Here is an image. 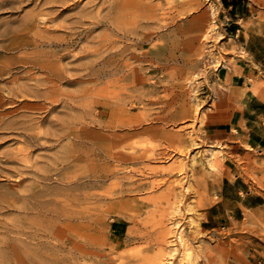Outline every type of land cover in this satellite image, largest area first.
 <instances>
[{
    "label": "rangeland",
    "instance_id": "1",
    "mask_svg": "<svg viewBox=\"0 0 264 264\" xmlns=\"http://www.w3.org/2000/svg\"><path fill=\"white\" fill-rule=\"evenodd\" d=\"M45 1L0 0V240L8 244L0 264H254L264 215L259 228L241 230L238 220L215 226L208 212L225 205L229 167L255 162L213 132L239 120L242 93L223 74L248 57L249 35L264 31V0ZM29 16L46 36L74 33L73 41L33 48ZM39 50L63 55L68 74L25 69ZM103 61L108 74L89 78ZM27 72L50 77L59 96L9 95L28 83L45 92ZM176 222L187 247L171 259Z\"/></svg>",
    "mask_w": 264,
    "mask_h": 264
},
{
    "label": "crops",
    "instance_id": "2",
    "mask_svg": "<svg viewBox=\"0 0 264 264\" xmlns=\"http://www.w3.org/2000/svg\"><path fill=\"white\" fill-rule=\"evenodd\" d=\"M249 42L245 43L248 53L245 61L223 74L224 84L242 93L239 120L234 128L214 131L213 136L229 142L238 154L255 162L247 161L248 169L239 173L235 167H229L223 184L225 205L222 209L213 208L217 210L214 214L208 212L209 222L215 226L221 219L238 220L241 230L244 226L259 228V219L264 215V77L260 78L264 75V31L249 35ZM256 85L260 86L257 93L253 90ZM227 98L230 100V95ZM256 251L254 264H264V256L260 254H264V243L258 242Z\"/></svg>",
    "mask_w": 264,
    "mask_h": 264
},
{
    "label": "bare ground",
    "instance_id": "3",
    "mask_svg": "<svg viewBox=\"0 0 264 264\" xmlns=\"http://www.w3.org/2000/svg\"><path fill=\"white\" fill-rule=\"evenodd\" d=\"M95 1V0H94ZM104 1H106V0H104ZM151 1V0H150ZM56 2H58V0H46L45 2H44V5H48V4H51L52 5V3H56ZM96 4V3H95ZM94 4V5H95ZM131 3L129 2V3H127L126 5L124 4V6H125V8H127V7H130L131 5H130ZM139 4V5H138ZM50 5V6H51ZM135 5L137 6V9L139 10V7H140V3H138L137 1H136V3H135ZM98 6V5H97ZM48 7V6H47ZM51 7H53V6H51ZM132 7V6H131ZM50 9V8H49ZM95 10V9H94ZM41 12H40V14L39 15H41L42 17H40V19L42 18V20L46 23V26H47V24L49 23V14H50V12H47V11H45L44 12V10L42 9V10H40ZM38 14V13H37ZM37 14H35L36 16H37ZM38 15V16H39ZM90 17H92V16H90ZM42 20H41V22H42ZM91 20H94V17H93V19H91ZM37 19H35V17H34V19L33 18H31L30 16L29 17H26L25 19H23V29L25 28L26 30H28V32H32L33 33V35H34V39H31L30 40V43H31V45L33 46V48L34 47H45V46H56L57 48H58V46H61V45H63L64 43L63 42H67V44L68 43H71L72 41H73V39L74 38H72V35H75L74 33L71 35V34H69L67 37H57V36H52V37H50V36H46L45 34H44V32H46V31H48L47 29L48 28H46L45 27V30H40V29H38L37 28V25H36V23H37ZM40 21V20H39ZM90 21V20H89ZM44 22H42V23H44ZM101 22V20L99 19V17L97 16L96 18H95V20L94 21H92L90 24L91 25H94V26H97L99 23ZM132 23V24H131ZM83 24V23H82ZM126 24H131V25H133V24H135V21H132V22H127ZM39 25V24H38ZM44 25V24H43ZM80 27V26H79ZM40 28V27H39ZM68 28V27H67ZM70 28V27H69ZM83 28V27H82ZM94 28V27H93ZM120 28V27H119ZM88 30V29H87ZM89 30H90V28H89ZM119 30V29H118ZM120 30H121V28H120ZM123 30H125V29H123ZM122 30V31H123ZM209 30V29H208ZM126 31V30H125ZM131 31H133V30H131ZM73 32V31H72ZM127 32V31H126ZM71 33V32H70ZM86 33V32H85ZM121 33V32H120ZM131 33V32H130ZM207 33H210V32H207ZM124 34H126V33H124ZM31 35V34H30ZM133 35V34H132ZM207 35V34H206ZM135 36V35H134ZM141 36H142V33H141ZM205 36V35H204ZM209 36V35H208ZM207 36V37H208ZM127 37V36H126ZM138 37H140V36H138ZM24 38V37H23ZM76 38V37H75ZM137 38V37H136ZM135 38V39H136ZM140 39V38H139ZM204 39V38H203ZM208 39V38H207ZM142 40V39H141ZM146 40V39H145ZM143 41H144V39H143ZM135 43V42H134ZM140 43V42H139ZM66 44V43H65ZM112 44H114V43H112ZM21 45V44H20ZM144 45V44H143ZM119 46V45H118ZM117 46V47H118ZM110 47V46H109ZM116 47V46H115ZM120 47V46H119ZM133 47V49L136 47V46H132ZM60 48V47H59ZM111 48V47H110ZM116 49V48H115ZM107 50H108V48H107ZM106 50V51H107ZM117 50V49H116ZM105 51V50H104ZM106 51H105V53H106ZM110 51V50H109ZM112 51H114V49L112 50ZM118 51V50H117ZM135 51V50H134ZM144 51V50H143ZM59 52V51H58ZM135 52H137V50L135 51ZM140 52V51H139ZM111 53V52H110ZM60 53H58L57 54V52L56 51H44V50H39V51H34L33 53H32V55L31 56H29V57H25V60H24V64L25 65H27V67H25V69L26 68H33V69H38V70H41V71H45V72H47L48 74H50L51 76H52V78L53 79H58V80H61L63 77H65V72H67L69 69H67V67H66V69L62 66V64H61V62H60V60L61 59H63V55H59ZM137 54V53H136ZM157 55V54H156ZM216 55V54H215ZM60 56V57H59ZM99 56H100V54H99ZM106 56V55H105ZM117 56V55H116ZM212 56V55H211ZM213 56H214V54H213ZM103 57V56H102ZM124 57H126V56H124ZM128 57V56H127ZM216 57V56H215ZM99 58V57H98ZM106 58V57H105ZM144 58V57H143ZM218 58V57H217ZM100 59V58H99ZM98 59V60H99ZM220 59H221V57H220ZM97 60V59H96ZM125 60H127V58L125 59ZM130 60V59H129ZM215 60V59H214ZM163 61V60H162ZM94 62V61H93ZM98 62V61H97ZM96 62V63H97ZM91 63V62H90ZM92 64V63H91ZM135 64V63H134ZM141 64V63H140ZM220 64V63H219ZM97 65H98V63H97ZM100 65H101V68H95L94 66H92L91 67V72L89 73V78H90V76H94L95 78L96 77H99V76H104L103 75V73H104V69L105 68H103V66H105V65H108L106 62H101V63H99V67H100ZM103 65V66H102ZM135 65H137V64H135ZM67 66V65H66ZM133 66V65H132ZM152 67V66H151ZM90 68V67H89ZM143 68V67H142ZM145 68V67H144ZM143 68V69H144ZM153 68V67H152ZM112 69V68H111ZM141 69V68H140ZM142 69V70H143ZM67 70V71H66ZM86 70H88V69H86ZM128 70V69H127ZM111 71H113V70H111ZM122 71V70H121ZM123 71H125V70H123ZM135 71V70H134ZM118 72H119V70H118ZM156 72V71H155ZM28 73V79H30L29 81H33V80H35L36 81V83H37V86H42V87H44V86H46L45 87V92L43 91L42 93H40V92H38L37 90H34V89H31L30 87H32V86H29L28 84H26V83H24V84H26V85H19L18 86V88H15V90L14 89H8V93H9V95H11V96H14V95H21V96H29V95H35V96H41V95H44V96H47V97H50V96H52V97H57V96H59V94H60V92H59V90H57L56 89V87H55V82L54 81H52V79L50 78V77H46V79H44V77H42V79H39V78H36V77H32V75L29 73V72H27ZM105 73H106V71H105ZM112 73V72H111ZM123 73V72H122ZM199 73V72H198ZM197 73V74H198ZM67 74H68V72H67ZM70 74V73H69ZM106 74H108V73H106ZM120 74V73H119ZM118 74V75H119ZM124 74V73H123ZM200 74V73H199ZM198 74V75H199ZM110 75V74H109ZM142 75V74H141ZM110 76H112V74L110 75ZM144 76V75H143ZM68 77H70V76H68ZM87 77V76H86ZM92 77H91V79H92ZM113 77V76H112ZM198 77H201V76H198ZM205 77V76H204ZM71 78V77H70ZM88 78V79H89ZM135 78V77H134ZM160 78V77H159ZM197 78V77H196ZM69 79V78H68ZM102 79H104V78H102ZM126 79V78H125ZM128 79V78H127ZM132 79V78H131ZM72 80V79H71ZM192 80V79H191ZM190 80V81H191ZM100 81V80H99ZM61 82H63V81H61ZM152 82H154V81H152ZM196 82V81H195ZM35 83V84H36ZM118 83H120V82H118ZM199 83V82H198ZM205 83V82H204ZM203 83V84H204ZM148 84V83H147ZM200 84V83H199ZM18 84H16V86H17ZM28 85V86H27ZM31 85V84H30ZM48 85H50V87H47ZM99 85V84H98ZM140 85H142V84H140ZM165 85H166V83H165ZM201 85V84H200ZM139 86V85H138ZM138 86H136V87H138ZM253 86V85H252ZM41 87V88H42ZM35 88V87H34ZM41 88H39V89H41ZM132 88V87H131ZM134 88V87H133ZM194 88H195V86H194ZM259 88H260V86L258 85H256V86H254V88H253V90H254V92L255 93H257L258 91H259ZM142 89H143V86H142ZM43 90V89H42ZM95 90V89H94ZM136 90V89H135ZM144 90V89H143ZM155 90V89H154ZM103 91V93H104V97H109V90H108V88H105V89H103L102 90ZM129 91V90H128ZM140 91V90H139ZM145 91V90H144ZM146 91H147V89H146ZM153 91V90H152ZM251 91V90H250ZM135 92V91H134ZM252 92V91H251ZM17 93V94H16ZM141 93V92H140ZM151 92H149V94H150ZM198 93V92H197ZM148 93H147V95H149ZM254 94V93H253ZM129 95V94H128ZM128 95H126V96H128ZM135 95H136V93H135ZM138 95V94H137ZM255 95V94H254ZM257 95V94H256ZM255 95V96H256ZM260 95V94H259ZM198 95H196L194 98H195V101L197 100V101H199L198 100V97H197ZM258 96V95H257ZM17 97V96H16ZM135 97V96H134ZM134 97H130V99H132V98H134ZM137 97V96H136ZM140 97V96H139ZM143 97V96H142ZM150 97V96H149ZM153 97V96H152ZM42 98V97H41ZM84 98V97H83ZM93 98V97H92ZM138 98V97H137ZM154 98V97H153ZM128 99V98H127ZM138 99H140V98H138ZM138 99H137V101H138ZM109 100V99H108ZM134 100V99H133ZM147 100V99H146ZM102 101V100H101ZM123 101V100H122ZM127 101V100H126ZM130 101V100H129ZM196 101V102H197ZM103 102V101H102ZM118 102V101H117ZM121 102V101H120ZM124 103H125V101H123ZM122 102V103H123ZM133 102V101H132ZM83 103V102H82ZM117 104H120V103H117ZM145 104H147V103H145ZM125 105V104H124ZM157 105H160V104H157ZM156 105V106H157ZM98 106H101V105H98ZM121 106V105H120ZM150 106V105H149ZM172 106V105H171ZM174 106V105H173ZM201 105H199V103H196V105L194 106V108H193V111L194 112H198V108H201L200 107ZM154 107H155V105H154ZM153 107V108H154ZM147 108L150 110V108L147 106ZM147 108H145L146 110H147ZM98 109H100V108H98ZM102 109V108H101ZM152 109V108H151ZM172 110H173V108H171ZM148 110V111H149ZM161 110V109H160ZM143 112H144V110H143ZM158 112H160L159 110H158ZM118 113V112H117ZM145 113H146V111H145ZM150 113V112H149ZM148 113V114H149ZM167 113V112H166ZM156 114V113H155ZM163 114V113H162ZM95 115V114H94ZM94 115H93V117H94ZM164 115H165V113H164ZM150 116H152V115H150ZM150 116H148V117H150ZM157 116H158V113H157ZM166 116V115H165ZM121 117V116H120ZM155 117V116H154ZM153 117V118H154ZM152 118V117H151ZM147 119V118H146ZM191 120V119H190ZM93 121H95L94 119H93ZM148 121V120H147ZM153 121H156L155 119L153 120ZM143 122V121H142ZM141 122V123H142ZM151 122V121H150ZM171 122V121H170ZM183 122V121H182ZM197 122V121H196ZM95 123V122H94ZM102 123V122H101ZM195 123V122H194ZM139 125H140V123H138ZM137 124V125H138ZM146 124V123H145ZM72 125V124H71ZM192 125H194V124H192ZM191 125V126H192ZM88 126V125H87ZM131 127H132V125H130ZM129 126V127H130ZM135 126V125H134ZM190 126V127H191ZM118 127V126H117ZM139 127V126H138ZM193 127V126H192ZM102 128V127H101ZM133 128V127H132ZM140 128H142V127H140ZM139 128V129H140ZM186 128H187V125H186ZM121 129V128H120ZM119 129V130H120ZM122 130V129H121ZM130 130H131V128H130ZM67 131V130H66ZM106 131H107V129H106ZM111 131H113V130H111ZM118 131V130H117ZM115 132V131H114ZM194 133V132H193ZM192 133V134H193ZM195 134V133H194ZM187 135V134H186ZM193 136V135H192ZM185 137V136H184ZM188 137V136H187ZM177 138H179L180 139V136L178 135L177 136ZM190 139H192V138H190ZM29 140V139H28ZM183 140V139H182ZM189 141H191V140H189ZM194 141V140H193ZM202 141V140H201ZM166 142V141H165ZM181 142V141H180ZM184 142V141H183ZM168 143V142H167ZM176 143H177V141H176ZM187 143V142H186ZM185 143V144H186ZM169 145V144H168ZM184 145V144H183ZM188 145V144H187ZM192 145V144H191ZM170 146V145H169ZM192 147V146H191ZM193 147L194 148H198L199 147V143L198 142H195V143H193ZM174 149H175V146H174ZM173 149V150H174ZM177 149V148H176ZM182 149V148H181ZM185 149V148H184ZM183 149V150H184ZM170 150H171V148H170ZM172 151V150H171ZM184 151H186V150H184ZM167 152V151H166ZM176 152V151H175ZM183 152V151H182ZM168 154V153H167ZM103 155V154H102ZM167 156V155H166ZM167 158H168V156H167ZM210 161V160H209ZM119 162V161H118ZM120 163V162H119ZM25 166V165H24ZM26 167V166H25ZM184 193H187V191H185ZM184 195H186V194H184ZM177 209V208H176ZM178 211H177V213H174V216H175V214H176V216H180L181 215V212H182V209L180 208V205L178 206V209H177ZM174 216H173V218H174ZM175 216V217H176ZM175 228L176 229H178L177 231H176V234H175V236H174V238L170 241L171 242V246H173L174 247V250H173V253H172V251H171V259L177 254V248H176V246L177 245H179L180 247H182L184 250L186 249V247H187V244H186V240H185V238H184V235H183V229H181V227H182V225L180 224V222H176L175 223ZM5 229H7V227L5 228ZM32 230H34V229H32ZM29 231L26 235H27V238H29L30 240V245L31 246H34L35 244V240H36V236H37V232H35V230L34 231ZM12 231H16L18 234H19V232H20V230H19V226H17V225H13V227H12ZM12 239V238H11ZM14 239V238H13ZM12 239V240H13ZM37 239H38V237H37ZM9 242V241H8ZM14 242V241H13ZM10 243V242H9ZM1 244H2V246H1ZM7 243L4 241V240H0V251L2 252V249H7L8 247H7ZM13 252L18 256L19 255V252H17V249L15 250V248L13 247ZM32 253V252H31ZM167 264H172V262H171V260H169L168 261V263Z\"/></svg>",
    "mask_w": 264,
    "mask_h": 264
}]
</instances>
